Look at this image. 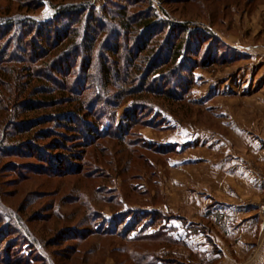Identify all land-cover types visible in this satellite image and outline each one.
<instances>
[{
  "label": "rangeland",
  "instance_id": "obj_1",
  "mask_svg": "<svg viewBox=\"0 0 264 264\" xmlns=\"http://www.w3.org/2000/svg\"><path fill=\"white\" fill-rule=\"evenodd\" d=\"M259 2L255 0V4ZM69 6H82L85 12L70 18L65 14L55 21L60 10ZM239 9L247 11L249 6L233 0H0L1 24H15L13 32L19 33L6 53L15 55L16 60L7 59L0 64V264H136L127 260V253H122L119 247L124 252L146 249V253L161 254L167 260L174 257L173 247L166 243L165 237L163 241L152 238L145 241L143 235L148 231H162H156L158 224L144 226L145 220L149 223L154 214L148 212L151 215L148 216L137 211L167 203L159 187L162 173L163 177L167 175L168 204L174 207L176 187L168 177L175 173L169 164L166 170L161 168L166 158L183 145L181 141L182 145L165 144L181 135L173 130L174 124L189 127L194 119L198 129H204L215 121L223 123L228 118L224 117L225 110L231 108L236 114L239 111L241 100L236 97L239 80L234 77L229 85H223L221 80L222 70L238 64L244 54L229 50L214 38L211 44L218 49L215 53L218 64L207 70L196 68L195 63L201 62L208 52L210 42L201 43L208 38L206 31L214 29L221 37L224 29H232L230 22ZM95 16L101 23L92 21ZM145 16H157L152 17L159 22L157 31L145 32L136 26L134 22ZM35 21L55 22L53 27L57 29L53 28V33L58 29L65 31L64 28L68 31L65 41L69 43L50 60L33 56L27 44L31 30L40 28L38 23L31 26L30 22ZM129 21L131 26L124 29L122 24ZM186 22L190 23L187 30L196 32L189 40V45L195 46L192 52L182 65L149 77L146 71L153 62H159V52L165 49L162 45H168L165 41L189 33L180 30ZM173 26H178V30ZM154 33L150 51L139 52L142 42ZM91 35H97L93 55L89 53ZM31 36L38 38L36 32ZM240 40V43L247 41L243 36ZM0 41L4 44L7 39ZM115 41L119 45H114ZM168 52L166 47L162 56L166 57ZM223 57L233 60L221 61ZM222 62L228 63L221 65ZM104 66L111 69V75L104 74ZM120 67L131 73V79L115 74ZM4 70H8L7 76ZM41 71V77L36 75ZM148 77L144 85L143 79ZM67 83L70 87L66 95L72 90L83 99L101 100L96 122L89 119L98 126L100 135L91 140L93 144L88 141L86 148L81 146L87 144L81 139L77 140L82 142L80 145L68 141L69 151H48L50 143L61 144L60 137L40 136L37 141L35 138L54 124L21 128L67 106L50 108L45 104V108L35 109L37 102L49 101L43 100L49 94L38 93L36 86L41 91L52 86L56 90L54 96H59ZM125 83L136 87L142 84L145 90L152 86L151 89L162 94L161 98L144 89L135 95L122 96ZM134 112L137 124L130 131L118 132L123 117ZM189 134L184 133V140ZM57 158L62 162H57ZM100 187L102 190L98 191ZM112 217L119 218L115 219L116 224H110ZM128 223L133 224L127 227ZM124 228L135 241L124 242L120 237Z\"/></svg>",
  "mask_w": 264,
  "mask_h": 264
},
{
  "label": "crops",
  "instance_id": "obj_2",
  "mask_svg": "<svg viewBox=\"0 0 264 264\" xmlns=\"http://www.w3.org/2000/svg\"><path fill=\"white\" fill-rule=\"evenodd\" d=\"M233 1L249 9H239L221 37L244 55L222 70L221 82L239 80V111L225 110L221 125L215 121L204 129L194 119L189 127L174 124L181 135L165 144L183 145L161 167L169 164L175 173L168 177L176 187L174 207L161 171L167 203L143 207L165 214L156 231L170 238L175 258L184 264H264V0ZM237 28L244 33L237 35ZM242 36L246 43H240Z\"/></svg>",
  "mask_w": 264,
  "mask_h": 264
},
{
  "label": "trees",
  "instance_id": "obj_3",
  "mask_svg": "<svg viewBox=\"0 0 264 264\" xmlns=\"http://www.w3.org/2000/svg\"><path fill=\"white\" fill-rule=\"evenodd\" d=\"M40 1V0H38ZM39 5H41V3L37 4L36 6L38 7ZM35 6V7H36ZM82 6H69L68 8H63L60 10V13L58 14V16L56 17L55 21L61 20L62 17L66 14L70 16L73 15H78V13L83 14L85 12V10ZM152 17H154V19L157 16H145V17H141L138 21L134 22L136 24L137 27L145 30V32H153L154 30L157 31L158 29V23L159 22H154L152 19ZM130 19H133L132 17H130ZM129 20V19H128ZM92 21L94 23H101V19L97 16H95ZM39 25V29H35L33 28V30H31L32 32L29 33V35H27V44L30 47L31 51H32V55L33 56H37L39 59H42L45 57L48 58V60H50V58L54 57V53L56 51H60L63 50L65 48V45L68 44L69 42H66L65 39L68 38V31L65 29V31H62L60 29H58L56 32L53 33V25L55 22H48V23H41L40 22H30L31 26L37 24ZM7 26H3L0 22V38H4L7 39V41L3 44H1L0 41V64L1 63H5L4 61L9 59V60H16V56L12 55V56H6L7 51H9V48H11L14 44V42L16 41V34H19L17 31H14L15 28V24L10 25L9 23H6ZM185 25H182L180 27V30H182L183 32L189 31L187 29H190L188 27H190V23L186 22ZM131 26V22L129 21L124 22L122 24V27L124 29H129V27ZM188 26V27H187ZM35 27V26H34ZM45 27V28H42ZM60 27V26H58ZM64 27V26H62ZM98 26H96L97 28ZM173 28H175L176 30H178V26H173ZM44 29H46V32L44 31ZM57 29V28H55ZM192 29V28H191ZM155 31V32H156ZM199 32V30H197ZM37 33V36L32 37L31 35L33 33ZM50 32V33H49ZM14 33V34H12ZM54 34V36H53ZM206 34L208 35V38L204 41H202L201 43H207L210 42V46L207 49V53L204 57H201V62H195L197 63V67H202L204 69H209L212 66H215L218 64V57L216 56L218 49L215 48L214 46H212L211 41L214 38L219 39L220 43L223 46H226L227 48H229V50L231 51H237L238 53H241L238 49L232 47L231 45H229L222 37L218 36V34L215 32L214 29H209L206 31ZM155 35V33L153 35H150V37L148 38V40H144V42H142V46L139 49V52L142 51H150L148 50L150 47V40L153 39V36ZM182 36L178 37L179 39H169L165 42L168 43V45H162L166 47H168L169 50V55H167L166 57L162 56V54L164 53V48L162 52H159V62H153L151 64L150 67H148V70L146 71V73H148V76H155L158 75L159 73H161V71H166L168 69L173 70V66L179 65V64H183L184 60L187 58V56L192 52L193 47L195 46H190L189 43H191L189 40L191 38H193L196 35V32L193 31H189V33L186 34H182ZM145 33L143 34V38H145ZM8 37V38H7ZM91 38V41L89 42L90 46H89V53L93 55L95 48H96V44H97V35H91L89 36ZM88 37V39H89ZM114 45H119V43L117 41L113 42ZM201 44V45H202ZM36 45V47H35ZM194 49H198V48H194ZM151 52H153V50H151ZM212 52L215 54L216 57L213 56ZM194 53L197 54L198 50H194ZM116 54L119 55L118 52H116ZM57 55V54H56ZM93 59V58H92ZM224 60H228L229 62H232L231 60H233V58H225L223 57V59L221 61ZM228 62H222L221 65H226ZM56 64V63H54ZM49 65V64H48ZM200 65V66H199ZM4 69H9L8 66H3ZM173 67V68H172ZM172 68V69H171ZM50 69H54L53 66H50ZM8 70H4V75L7 76ZM69 74H71L70 72V68L68 69ZM87 71H89V69H87ZM123 71V73H122ZM103 72L104 74H106L107 76L111 75V69L107 66L103 67ZM145 73V74H146ZM59 75H63L62 71L58 72ZM115 74H117V76H121V78H125L127 80L131 79V73L129 71H124L123 68H116ZM11 75V74H10ZM34 75V74H31ZM38 76L41 77L42 71L39 72L38 74H36ZM35 75V76H36ZM76 75H78V73H76ZM149 77L144 78L143 84L145 85V83L148 82ZM70 83V82H69ZM69 83L64 84V87L62 91L58 92L59 96H54L56 94V90H54L52 88V86L49 88H41L43 89V91L40 90V88H38V86L35 87V91L39 92H43V93H48L49 97L48 98H43V100H49V101H39L37 102L35 109H42L45 108V104H48V106H50V108H55V107H61L62 105L66 104V108H63L61 111L59 112H51L50 115H46L42 118H39L37 120H32L30 122H28L27 124H30V126L28 127L27 125H25L24 128H21L22 130L24 129H32L34 127H37L41 124H46V123H50L51 125L54 124L53 127H50L49 130H45V131H41L39 134L36 135L37 139L38 137H48L50 136V139H54L55 137L59 136V140L61 144H53L54 142L50 143V148H47L48 151L52 150H57V149H66V151H69V145H68V141H72L77 143V145L82 144V142H77V140H81L87 143L86 145H81L82 147L86 148L87 146H89V142L93 144V142L91 140L99 137V128L97 125L91 123L89 121V119H94V121L92 122H96L95 119H97V113H96V109L99 106V103L101 102L100 99L96 98L94 99L92 97L89 99H83L81 96L79 95H74L75 93L72 92V90H70L71 94L70 95H66V90L68 89ZM144 85L142 86H133L132 84L129 83H125V85H123V87L121 88L122 91V96H130V95H135L137 94L138 90H143L145 87ZM151 85V84H150ZM109 86V84L107 85ZM127 86V87H126ZM133 86V88H131ZM139 87V88H138ZM152 86H149V89H144L143 91H146L147 93H154L156 95V97L161 98V93H156L155 90L151 89ZM61 88V89H62ZM60 89V90H61ZM151 89V90H150ZM158 94V95H157ZM173 97V96H171ZM170 97V98H171ZM98 99V100H97ZM9 100V99H8ZM50 103V104H49ZM28 106V104H27ZM47 106V107H48ZM32 106H30V109L32 111ZM126 113H130L129 111H127ZM26 124V123H25ZM136 113H131V115H125L121 121V123L118 126V132H122L123 130L125 132L130 131L131 129H133L134 125H136ZM58 128H61L63 132H60V130ZM50 131V132H49ZM65 131V132H64ZM85 131V132H83ZM117 132V133H118ZM85 133V134H84ZM82 136V138H81ZM68 137H71V140H67ZM80 137V138H78ZM76 138V139H75ZM78 138V139H77ZM50 149V150H49ZM54 157V156H53ZM50 161V160H48ZM57 162H62L61 160H59V158L56 159ZM66 160H63V162H65ZM103 175V174H102ZM111 176V174H110ZM118 176L120 178L125 177L121 174H118ZM102 190V187H100L98 189V191ZM104 212V211H103ZM137 212H144L148 215V212L154 214L150 220V222L148 223L147 220H145L144 226H149L152 227L154 225L159 224L161 221H163L164 219V214L159 212L158 210H148V211H137ZM136 213V212H134ZM148 216H151L150 214ZM144 218V217H143ZM157 218V219H156ZM162 218V219H161ZM115 219H119V218H115L112 217V219L110 220V224H116L115 223ZM133 224V223H132ZM131 223L127 224V227H129L130 225H132ZM130 232L134 233L135 229L131 228ZM147 232V230L145 231ZM102 235L104 234V232H101ZM128 234V230H124L122 231V233H120V237L124 240V242H129L130 240H134L132 238V236H130ZM143 237H145V241L149 240V239H153V241H163V238L165 237L167 239V244L168 241L170 240V238L168 236L165 235L164 232H156V233H152V234H148L146 233V235H143ZM135 241V240H134ZM119 250L122 251V253H127L125 256L127 257V260H131L132 262H135L136 264H160L162 262V264H184L182 261L178 260L177 258H175V256L169 260L162 258L163 256L161 254H153V253H146V249L141 251L139 250L138 252H135V249L129 252H124L122 250L121 247L118 248ZM124 256V254H123Z\"/></svg>",
  "mask_w": 264,
  "mask_h": 264
}]
</instances>
